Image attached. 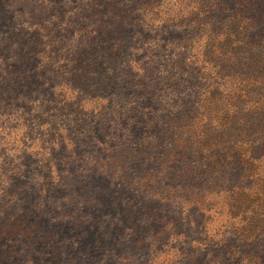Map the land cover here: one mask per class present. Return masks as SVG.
<instances>
[{"label": "trees", "instance_id": "16d2710c", "mask_svg": "<svg viewBox=\"0 0 264 264\" xmlns=\"http://www.w3.org/2000/svg\"><path fill=\"white\" fill-rule=\"evenodd\" d=\"M0 264H264V0H0Z\"/></svg>", "mask_w": 264, "mask_h": 264}, {"label": "rangeland", "instance_id": "374dc122", "mask_svg": "<svg viewBox=\"0 0 264 264\" xmlns=\"http://www.w3.org/2000/svg\"><path fill=\"white\" fill-rule=\"evenodd\" d=\"M167 156H168V154L166 155V157H160V159H153V158H152L151 161H150V164L153 165V164H156V163L159 162V161L161 162V161H163L164 159H166ZM162 169H163V168H162L161 165H159V166L156 168L158 175H163V174L165 173ZM34 202H35V205H34ZM26 209H29L28 211L30 212V217H29V219H28V218H24V221L29 222L30 225L36 223L35 221H38V224H37V225L35 226V228H34V232H35V233H38V230L40 231L41 228H42L43 230H45L46 227H47V226H46V225H47V220L43 219L42 217H40L38 220H35L36 217H37V215H39V214H38L39 206L36 205V200H35L34 198L26 203ZM33 213L36 214V215H34ZM37 226H38V227H37ZM55 227H56V226L54 225L53 228H55ZM44 232H45V235H46V234H47V231H44ZM35 233L30 234V236H32V238H34L35 235H37V234H35ZM23 242H24V241H23ZM28 243H29V242H28ZM18 245H19V244H18ZM24 245H25V244H24ZM24 245H23L22 248H19V247H18V249H17V251H16L18 257H21V255H27V256L32 255V256L34 257L35 255H37L38 251L35 250V245H34V244L29 243V245H25V246H24Z\"/></svg>", "mask_w": 264, "mask_h": 264}]
</instances>
